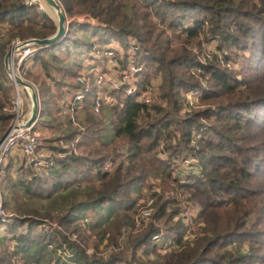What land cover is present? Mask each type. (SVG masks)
I'll use <instances>...</instances> for the list:
<instances>
[{
    "label": "trees",
    "instance_id": "trees-1",
    "mask_svg": "<svg viewBox=\"0 0 264 264\" xmlns=\"http://www.w3.org/2000/svg\"><path fill=\"white\" fill-rule=\"evenodd\" d=\"M57 1L68 22L88 16L101 24L75 21L58 43L40 46L35 62L49 77L53 72L64 77L53 81L58 90L73 86L67 79L78 76L82 65L77 59L92 51L94 35L105 48L114 38L127 49V57L132 52V63L143 67L139 91L124 99L123 89L115 91L122 102L104 104L100 113L85 98L77 121L81 129L59 122L55 116H62L61 109L51 110L42 90L39 122L56 132L57 146H51L55 165L46 168L44 177L32 167L23 168L15 180L8 175L4 182L0 176L10 216L0 264H56L69 252L68 258L81 257V264H264V0ZM7 25L13 28L0 42V72L15 39H44L58 30L56 22L26 0H0V28ZM79 32L84 39L76 38ZM213 42L215 57L202 63L193 50ZM221 54L233 67L239 64V71L223 66ZM199 69L205 85L192 76ZM148 88L156 93L152 104L138 100ZM192 92L200 93L198 107L204 108L188 110ZM11 97V87L0 78V138L15 118ZM78 137V156L61 147V141L71 146ZM186 157L199 160V175L183 174L180 165ZM108 163L111 171L105 170ZM155 174L165 177L164 189L173 182L191 194L188 200L200 209L194 219L198 233L183 225L186 209L163 190L149 195L156 201L150 223L132 233L141 208L133 193L151 187L147 181ZM81 183L89 191L78 212L103 215L73 232L77 240L57 228L40 233V226L52 224L50 218L20 208L23 198H54ZM77 221L68 214L61 226L69 230ZM162 230L164 253L154 241ZM105 240L102 250L99 243ZM111 245L118 250L103 257ZM89 248L96 253L91 255ZM47 249L52 256L45 261L31 258L30 252L43 255Z\"/></svg>",
    "mask_w": 264,
    "mask_h": 264
},
{
    "label": "rangeland",
    "instance_id": "rangeland-1",
    "mask_svg": "<svg viewBox=\"0 0 264 264\" xmlns=\"http://www.w3.org/2000/svg\"><path fill=\"white\" fill-rule=\"evenodd\" d=\"M39 1H40L39 5L36 6L37 10H38V13L42 12L44 14H47L57 24V15H56L54 9L49 4H47L46 0H39ZM118 1H123V0H118ZM56 2H58V1L56 0ZM73 20L74 19L70 20L69 23H73L74 22ZM85 20H90V19L88 18V19H85ZM90 23H91V25L93 24L95 26H100L101 25L96 20H92ZM82 24H88V23H82ZM11 28H13V25H7L5 30H4V33L8 34V32H9V30H11ZM0 33H3V32H1V30H0ZM8 35H10V32H9ZM83 36H84L83 32H79L77 34L76 38L84 39ZM90 37L92 38V40L90 38L91 42L89 40V42L91 43L92 51L89 52V53H87V52L84 53L83 52L80 55V57L77 59V61L79 62L78 64L81 63V65H82L77 70L78 76L80 75V73H82V74H84L87 77L88 82L90 80L89 83L87 82L88 83L87 86H83L84 91H85V98H87V100L91 99V102L93 104V108H94V105H95L96 101L99 98L102 99L101 101H105V102H109V103L113 102L114 105H116L118 103H121L122 101H120L119 98L117 96H115V94L113 95V93L115 91H121V89H123L125 95L123 94L122 99H124V97L132 96V95L129 94L131 88H134L135 90L137 88L139 89V87L137 85H136L137 88L135 86H133L134 85L133 81H129L127 87H124V88L121 87V86H123V84H125V81H124L125 75L124 74H126L127 71L124 72V70L126 68V64L129 62V60H133L134 57L131 54L129 55V57H127L128 56L127 55V53H128L127 49H125L121 45V43H119L117 40L112 38L111 41H110V44L107 45V47H110V50L113 52V55L116 56V58H117V60L119 62L120 68L118 70L114 69V66L117 64L116 59H114V61H112V60L110 61V60H107L105 58H102V59H98V61L96 62V61H94V59H91L90 54L93 53L95 46L96 47H106V44L102 43L101 39L98 38V37H95L94 35L93 36L90 35ZM29 39H35V38H29ZM16 40H20V39H15L14 41H16ZM25 40H27V39H25ZM21 41H23V40H21ZM216 48H217L216 47V43L213 42L211 44V46L203 45L202 48L195 47V49L193 51H194V53L197 56L199 61H202L204 63H209L211 60H213V58L216 55ZM10 49H11V46H9L8 50H10ZM58 51L54 50L53 52L55 54H57ZM105 53L106 52H104V51H97L96 56L104 57ZM45 57H47V56H45ZM76 57H74V59H76ZM47 59H48V61H50V57H47ZM219 60L221 61L223 66H228V67H230L232 69L234 68L233 70H237V71H239V69H240V65L239 64L238 65L234 64V67H233L232 64L226 63V61L224 60V55H222V54H221V57H219ZM123 61L125 63H123ZM73 62H76V60H74ZM93 64H95V68H94L93 71H99L101 73V75L106 77V79H105L106 83L104 85H101L100 87L98 86L97 81L95 82V79L91 76V74H92L91 73L92 72L91 68L93 67ZM23 71H25V73L23 74L24 79L26 81H28L34 87L35 92H37L38 95H39L40 110H41V107H42V104H41V101H40V96H41L40 93H42V97H43V92H44V95L46 96V99L48 98V101H49L48 106L50 107L51 110L57 112L58 108H60V105H62V104L64 105L65 99L67 97V94L69 93L68 90L70 88L63 87L61 90H58V86L54 85L53 81L54 80H57V81L63 80L64 77L61 76L60 74L57 75L54 72L52 73L53 74L52 77H49L44 72V69L42 68V66H40V62L39 63L35 62V59L32 60L30 63H28L26 65V67L23 69ZM192 71H193V75L192 76H194L197 80L202 81V83L205 85L204 77L198 75L196 70H192ZM0 73H1V77L0 78H1L2 82L6 83L7 86L11 87V90H12L11 103L13 104L11 110L15 113V118H16V116L18 115V110L16 108V105H14V102L17 99V93L15 92V89L17 88L16 87L17 85L12 80L11 75H9L7 73V71L5 70V65H4V69ZM128 73L129 72H127V74ZM195 73L197 75H195ZM78 76H76V78L73 79V80L72 79H67L68 84L69 83L73 84V86L69 84L70 86H68V87H72V88L75 87V85L77 84L76 82L78 80ZM138 79H140V78H138ZM43 81L46 82L44 85H42ZM18 88H20L19 89V93H21V96H22L21 98L23 99V103H22L21 108H22V110H25L24 111V116L26 114L29 115L32 112V110H31L32 109V101H31L30 94L27 93L28 91H27L26 88H23L21 86H18ZM43 89H44V91L42 92ZM45 90L48 93L45 92ZM91 96H93V98H91ZM199 96H200L199 92H192V93L187 94L188 102L193 103V105H192L193 107L196 106V107H194V111L198 110L200 108H204V106L198 107V105H199V102H198ZM77 97H83V99H84V96H80L79 95ZM138 100L139 101L145 100L144 94L141 97H138ZM81 106H82V103L79 105V108ZM80 111H82L81 108H80ZM57 116H58V114H56L55 118L60 119L59 122L61 121L62 123L64 122L66 125H68V123H69L68 119H66L65 117L63 118L62 116H58V117ZM78 116L79 115H77V121L79 120ZM82 118H85V115H83ZM39 121L40 120L38 119L36 127H37V131H39L41 133L42 138H43V147H42V149H46L47 152L53 151L55 153L54 148L51 147V146H53V145L57 146V145H55L56 142H55V139H54V137L56 136L55 135L56 132L50 130L47 127H44V125L42 123H40ZM71 128L72 127L69 126V129L67 128L65 130L69 131ZM200 138H201V133L195 134V139L199 140ZM55 156H56V154H55ZM10 159H12V160L13 159H17L18 162H21V153H16ZM180 167L184 170L183 174L193 173V174L199 175V173H200V171H199L200 170V168H199V160L196 159L195 157H186V158H184V160L182 161ZM7 168L8 167L6 166L5 169H4V176H3V178L1 177L2 181L4 180V182H5L7 180V176L8 175L9 176L11 175L13 180H15V178L19 177L20 173L17 175V173H13L11 171V169L7 170ZM46 170L47 169L43 170L42 172H38V175H40L41 177L46 176L47 175V173H45ZM34 173H36L35 170H34ZM173 174H174V172H173ZM182 181H187V180L184 177L182 179ZM165 182H166V179H165V177L162 174H159V175L155 174L154 176H151L149 178V180L147 181V184L148 185L150 184L151 187H149V188L145 187V188H142V189H140L138 191H135L133 193V195H134V197L136 199H138L137 201H138L139 208L144 204V202L149 197V195H151L152 192H154V191L157 192L159 190H161V191L163 190L165 192L166 196H168L169 198L175 199L179 203L182 211L186 209L185 211L187 212V214L191 212L192 215H189V217L185 218V222L188 223V221L193 220V225L192 226H190V224H189V226L185 225L184 219H183V225H185L190 230H191V228L194 229V234L198 233L197 231L199 229H198V226H196V221H194V219L198 218V215H199V212H200L199 211L200 210L199 206L197 204L195 205L193 203H190L188 198L191 196V194H189V193L177 188L176 186H174L173 182L170 184L169 188L164 189ZM152 184H153V186H152ZM88 186H89L88 184L81 183V184H79L78 186L74 187L73 189H71L69 191H66V192H64V193H62L60 195L54 196V198H47L46 197V198H44L42 200L34 199V198L33 199H31V198H23L21 200L22 202L19 203V205H20V208L22 210H25V211L29 210L32 213L35 212V213L41 215V218L42 217L43 218H45V217L46 218H50V221L52 222V224L47 223V225H48L47 229H42L41 226H40V228H39V232L40 233L44 234L45 232H48V231H50L52 229L54 230V229L57 228L59 230H63L66 234L69 235V237L71 239H74V240L76 239L77 240V235H75L73 232L78 231L80 227L84 229L83 223H87V222L97 223V221L99 220V217L103 215L102 213H99L98 216H93L91 214L87 215L84 212H78L77 209H78L79 203L83 202L86 199L85 194L89 191V187ZM3 188H4L3 186L0 188V193H1V198L2 199H3L2 192H4V191H2ZM152 198L154 200V203L151 206L152 207V215H153L154 214V210H155V202L156 201H155V197H152ZM3 201H4V199H3ZM11 203L12 202H10V205H14V204H11ZM68 214L73 216V218H75V219H79V221L74 222L71 225L70 229L69 230L66 229L67 230L66 231L64 229V227L61 226V219H62V217L67 216ZM152 215H151V219H152ZM137 216H138V213H137V215L135 216V219H134V223H133L134 227L131 230L132 233L135 232V231L136 232L137 231H142V229L146 228L144 225H138ZM51 219H54V220H51ZM87 231H89V229ZM8 233H9L8 228H6L5 226H2L0 224V234L5 236V235H8ZM168 241L171 242V239H169ZM3 243L4 242L2 240L1 246L3 245ZM107 244H108V240L101 241L99 243V247L102 250H104V246L107 245ZM160 244H161V247H162V243L161 242H160ZM111 246H109V247H111ZM34 247H35V249H38L40 246L35 244ZM89 249H91L90 252H89L91 255H94L96 253L95 249H93V248H89ZM162 250H163V247H162ZM46 252L47 253H44L46 255L43 254V255L34 256V254L36 252L32 251V252H30V255H31V258L33 257L32 259L35 262L36 261H40V263H41L42 260L44 258H46V256H52V254H50V253H52V252H50V250L47 249ZM164 252L165 251L163 250V253ZM69 255H70V252L69 253H62L63 258H61L60 261H57L56 264H81L80 263L81 257L76 256V258H74L75 260L72 261L70 258H68ZM102 256L106 257V258H109V254L107 252H105V251H103V255ZM44 261H45V259H44Z\"/></svg>",
    "mask_w": 264,
    "mask_h": 264
},
{
    "label": "built area",
    "instance_id": "built-area-1",
    "mask_svg": "<svg viewBox=\"0 0 264 264\" xmlns=\"http://www.w3.org/2000/svg\"><path fill=\"white\" fill-rule=\"evenodd\" d=\"M40 1L39 0H26V5L29 6H37L39 5ZM1 32L0 33V42L5 39L6 33H4L3 28H0ZM209 46V45H207ZM11 48H14V51L12 53V63H11V69L13 70L14 75H18L20 78L24 79L23 74L25 71L23 69L26 67L28 63H30L32 60L36 58V55L39 52L40 46H38L35 42H33V39H27V40H16L12 42ZM107 49V50H105ZM97 51H104L106 52L104 57H99L96 56ZM132 54V52H131ZM91 58L94 59V61H98V59L105 58L107 60H112L116 59L117 64L114 66L115 70H118L120 68L119 62L116 58V56L113 55V52L110 50L109 47H94V51L92 54H90ZM202 62V61H201ZM204 63V62H202ZM95 68V64H93V67L91 68V76L95 79V82L97 81L98 86L100 87L101 85H104L106 83V77L101 75L99 71H93ZM143 67L132 63L131 60L126 65V68L124 72H129L127 74H124V81L125 84L121 87H127L129 81H133L134 85L136 87L137 83L139 82V74H141ZM198 75H202L204 71L200 70L197 71ZM195 75H197L195 73ZM90 76V77H91ZM87 77L80 73L78 76L77 80V85H79V88H72V87H67L70 88L68 90L67 97L65 99L64 105H60L61 109V115L62 117L66 118L69 120L70 123L74 127H79L83 129L82 126L77 122V115L80 113V108L79 105L85 100V91L83 86H87L88 83ZM87 83V84H86ZM17 88L15 89V92L17 93V99L14 102V105H16V108L18 110V115L14 119V121L11 124V127L13 128L10 134L7 136V138L4 140V142L0 145V176L4 175V169L7 166L8 170L11 169L13 173H17V175L20 173L22 174L23 168L26 167H32L36 173L42 172L48 167H53L55 165V153L53 151L47 152L46 149H42L43 147V138L42 135L39 131H37V122L31 124L30 126L26 127L25 124L29 120L31 113L28 115L26 114L24 116V111L22 110L21 106L23 103V99L21 98V93H19V88L18 85L16 86ZM137 88V87H136ZM118 89V88H117ZM138 91V88L135 90L134 88L130 89L129 94L130 95H135V93ZM84 96L83 97H77V96ZM145 96V102L146 104H152L156 101V93L153 88H148L147 92L144 93ZM77 98V99H76ZM102 99H98L94 105V110L96 113H100L102 110V106L104 104L106 105H114V103H109L105 101H101ZM142 101V100H141ZM199 102V100H198ZM197 102V103H198ZM196 103V104H197ZM187 108L189 111H192L194 107L192 106L193 103L188 102L187 100ZM80 139H76L74 142H72L71 146L68 144L64 143L63 141L60 142V145L64 149H70L76 156H78L79 152L77 151V142ZM16 153H21V162H18L17 159H10L12 158ZM10 159V160H9ZM112 169V164L108 163L105 167V170L111 171ZM185 182V181H184ZM183 182V183H184ZM155 192V191H154ZM150 197L144 202V204L141 206L139 210V214L137 216V221L138 225H148L151 221V215H152V204L154 203V200L151 199ZM190 212V211H189ZM189 215H192L191 212L187 214L185 211L184 213V222L185 218L189 217ZM10 220L9 214L6 212L5 207H4V201L1 198V193H0V224L2 226H5ZM192 226L193 225V220L188 221V223L185 222V225L187 226ZM6 227V226H5ZM48 225L45 223L44 225L41 226L42 229H47ZM192 229V228H191ZM166 234L164 233V230L162 232L154 237V241L156 242H161L162 239H164ZM127 235H124V237L121 240V245L124 246V242L127 240ZM3 238V235L0 234V242L1 239ZM166 242V241H165ZM170 241L166 242L165 246H168ZM118 250L117 247L111 246L109 247L108 254L111 255L113 253H116Z\"/></svg>",
    "mask_w": 264,
    "mask_h": 264
},
{
    "label": "water",
    "instance_id": "water-1",
    "mask_svg": "<svg viewBox=\"0 0 264 264\" xmlns=\"http://www.w3.org/2000/svg\"><path fill=\"white\" fill-rule=\"evenodd\" d=\"M47 4H49L55 11L57 15V26L58 30L57 33L48 38L44 39H33V42H35L38 46L41 45H53L58 43L68 32V25L70 24L67 19L66 15L62 9V6L56 2V0H46ZM14 51V48L7 51L5 55V70L9 75H11L12 80L15 82L16 85L21 86L23 88H26L28 90H31L29 92L31 101H32V112L29 120L26 122L25 126L28 127L33 123H36L41 115L40 110V104H39V95L37 92H35L34 87L26 80H23L18 75H14L13 70L11 69V63H12V53ZM12 127L10 126L7 132L0 138V145L4 142V140L7 138V136L12 131Z\"/></svg>",
    "mask_w": 264,
    "mask_h": 264
},
{
    "label": "crops",
    "instance_id": "crops-1",
    "mask_svg": "<svg viewBox=\"0 0 264 264\" xmlns=\"http://www.w3.org/2000/svg\"><path fill=\"white\" fill-rule=\"evenodd\" d=\"M90 19L91 21L93 20L92 18H90V17H87V16H82V17H76L73 21L75 22H79V23H88V24H91L90 22V20H85V19ZM85 20V21H84ZM4 238V239H3ZM3 238H2V240H3V242H5L6 240H7V238H8V235H5V236H3ZM0 250H3V246L2 247H0Z\"/></svg>",
    "mask_w": 264,
    "mask_h": 264
},
{
    "label": "bare ground",
    "instance_id": "bare-ground-1",
    "mask_svg": "<svg viewBox=\"0 0 264 264\" xmlns=\"http://www.w3.org/2000/svg\"><path fill=\"white\" fill-rule=\"evenodd\" d=\"M19 89H20V88H19ZM19 89H18V90H19ZM27 91H28L27 93H29L31 90H28V89H27Z\"/></svg>",
    "mask_w": 264,
    "mask_h": 264
}]
</instances>
